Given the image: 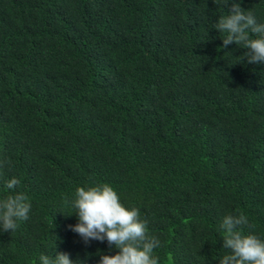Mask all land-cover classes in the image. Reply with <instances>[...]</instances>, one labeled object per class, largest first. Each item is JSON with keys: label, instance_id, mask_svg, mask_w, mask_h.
<instances>
[{"label": "trees", "instance_id": "1", "mask_svg": "<svg viewBox=\"0 0 264 264\" xmlns=\"http://www.w3.org/2000/svg\"><path fill=\"white\" fill-rule=\"evenodd\" d=\"M240 4L264 22V0ZM226 14L213 0H0V198L16 177L32 205L0 232V264L115 254L65 215L98 183L147 219L159 264H219L237 211L264 238V63L220 47Z\"/></svg>", "mask_w": 264, "mask_h": 264}, {"label": "clouds", "instance_id": "2", "mask_svg": "<svg viewBox=\"0 0 264 264\" xmlns=\"http://www.w3.org/2000/svg\"><path fill=\"white\" fill-rule=\"evenodd\" d=\"M227 8L226 15H220L214 27L224 33L222 45H236L246 49L243 60L248 63H264V22L257 20L252 11L241 7L240 0H213ZM9 161H0V169ZM20 180L12 177L4 187L9 190L0 198V232H14L18 222L27 221L31 211L29 197L18 191ZM77 222L69 229L79 235L85 244L91 241L107 242L115 248V254L98 252L96 264H159L154 254L160 247V240L150 235L147 219H142L136 207H126L119 194L109 183L78 186L70 201ZM223 245L227 250L219 264H264V238L251 229L249 218L242 212L226 214L220 223ZM249 231L245 232V229ZM69 253L55 250L52 256L41 254L39 264H77ZM79 264L84 261L79 260Z\"/></svg>", "mask_w": 264, "mask_h": 264}]
</instances>
